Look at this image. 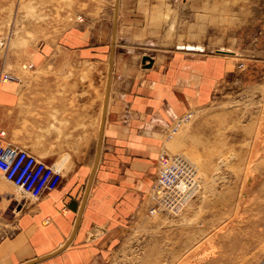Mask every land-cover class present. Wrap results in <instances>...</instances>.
<instances>
[{
    "label": "rangeland",
    "instance_id": "1",
    "mask_svg": "<svg viewBox=\"0 0 264 264\" xmlns=\"http://www.w3.org/2000/svg\"><path fill=\"white\" fill-rule=\"evenodd\" d=\"M82 1L85 11L89 0ZM79 2L0 0V76L12 77L0 85L107 89L109 61L87 62L80 72L77 58L59 44L81 17ZM150 8L146 48H134L139 67L146 68V107L163 106L166 87L176 84L182 104L181 115L167 126L151 119L163 143L159 158H188L201 188L176 215L151 216L154 181L145 212L129 223L109 264H264V0H150ZM142 51L153 59L151 67ZM115 52L116 43L114 58ZM37 53L48 60L37 63ZM128 79L113 74L110 89L126 88ZM43 195L15 198L12 208L30 209Z\"/></svg>",
    "mask_w": 264,
    "mask_h": 264
},
{
    "label": "crops",
    "instance_id": "2",
    "mask_svg": "<svg viewBox=\"0 0 264 264\" xmlns=\"http://www.w3.org/2000/svg\"><path fill=\"white\" fill-rule=\"evenodd\" d=\"M88 5L83 11L80 0L81 17L59 42L67 56L77 58L80 72L87 62L111 64L116 0L85 1ZM150 13V0H120L112 77L132 80L126 88L110 89L104 130L106 88L0 85L3 141L62 173L60 186L40 204L31 201L27 209L16 203L17 211L16 193L0 175V264H109L129 223L145 212L163 147L151 119L167 126L182 113L177 84L166 87L163 106L146 107V68L142 61L139 67L134 48H146ZM36 60L44 63L48 57L37 53ZM102 133L100 161L85 201ZM8 211L13 212L9 220Z\"/></svg>",
    "mask_w": 264,
    "mask_h": 264
},
{
    "label": "built area",
    "instance_id": "3",
    "mask_svg": "<svg viewBox=\"0 0 264 264\" xmlns=\"http://www.w3.org/2000/svg\"><path fill=\"white\" fill-rule=\"evenodd\" d=\"M0 81H12L3 73ZM190 115H187V120ZM0 174L25 195L39 198L47 191L57 189L62 175L28 152L0 142ZM198 169L180 155L162 154L159 173L149 194V213L177 214L199 193Z\"/></svg>",
    "mask_w": 264,
    "mask_h": 264
},
{
    "label": "water",
    "instance_id": "4",
    "mask_svg": "<svg viewBox=\"0 0 264 264\" xmlns=\"http://www.w3.org/2000/svg\"><path fill=\"white\" fill-rule=\"evenodd\" d=\"M119 3L120 0L116 1V7H115V17H114V26H113V40H112V51H111V68H110V76H109V83H108V88H107V94H106V103H105V109H104V117H103V128L105 125V120H106V113H107V105H108V97L110 94V86H111V82H112V67H113V61H114V51H115V43H116V33H117V26H118V9H119ZM147 61H149V65H147V67H151L153 64V59L150 57H144L143 62L146 63ZM102 138H103V133L100 137V141H99V145H98V153H97V159H96V163L94 166V170L88 185V189H87V193L85 196V201H86V197L90 191V188L92 186V182L94 180V176H95V172L97 170L99 161H100V154H101V149H102ZM82 215V210L80 212V216L76 225V228L78 226V223L80 221ZM69 243H67L64 247H66ZM59 252V251H58Z\"/></svg>",
    "mask_w": 264,
    "mask_h": 264
},
{
    "label": "bare ground",
    "instance_id": "5",
    "mask_svg": "<svg viewBox=\"0 0 264 264\" xmlns=\"http://www.w3.org/2000/svg\"><path fill=\"white\" fill-rule=\"evenodd\" d=\"M117 1V0H116ZM116 7V6H115ZM118 14H119V9H118ZM114 17H115V15H114ZM117 34V33H116ZM112 40H113V31H112ZM181 47H182V50H192V51H196V49H198V50H200L201 49V47L200 46H194V45H181ZM221 52H229L228 50H221ZM30 67H32V66H30ZM110 68H111V64H110ZM112 71H113V68H112ZM109 76H110V71H109ZM2 82V81H1ZM3 83H6V81L4 82L3 81ZM108 83H109V80H108ZM112 83V82H111ZM107 88H108V86H107ZM106 94H107V92H106ZM109 98V97H108ZM105 103H106V97H105V102H104V109H105ZM107 108H108V105H107ZM103 117H104V110H103ZM181 120V119H180ZM188 120V119H187ZM105 122H106V120H105ZM104 127H105V125H104ZM103 130H104V128H103ZM98 151V150H97ZM163 154V153H162ZM180 156H182V155H180ZM182 157H184V158H186L185 156H182ZM186 159H188V158H186ZM189 160V159H188ZM190 161V160H189ZM192 164H194L192 161H190ZM195 165V164H194ZM196 166V165H195ZM196 168H197V166H196ZM198 181H199V187L201 188V180H200V176H199V172H198ZM21 193H23V192H21ZM15 198L16 199H18V200H23V201H26L27 199H28V195H22V194H20V193H16V195H15ZM149 207V206H148ZM187 207V206H186ZM148 214L149 215H151V216H155V215H157V214H159V213H155V214H150L149 213V210H148ZM170 215H172V214H170ZM174 215V214H173ZM176 215V214H175ZM75 230H76V226H75Z\"/></svg>",
    "mask_w": 264,
    "mask_h": 264
}]
</instances>
